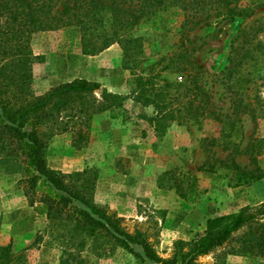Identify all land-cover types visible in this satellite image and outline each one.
I'll use <instances>...</instances> for the list:
<instances>
[{"label": "rangeland", "instance_id": "374dc122", "mask_svg": "<svg viewBox=\"0 0 264 264\" xmlns=\"http://www.w3.org/2000/svg\"><path fill=\"white\" fill-rule=\"evenodd\" d=\"M238 6L253 14L222 16L209 9L204 11L207 23L199 24L186 22L199 11L174 7L164 24L142 22L122 31L123 37L136 39L128 44L129 53L114 42L97 54H84L77 26L36 32L30 40L34 95L83 78L101 84L94 91L96 99H101L103 89L123 96L119 106L95 113L88 126L81 125L88 133L85 146L73 144L76 130L71 121L68 130L48 138L45 157L50 168L65 174L91 169L96 174L94 202L121 217L130 232L141 231L162 259L170 258L179 242L203 236L208 219L264 204V176L236 184L233 171L200 169L206 143L221 158L236 148V161L252 169L244 150L253 136L263 140L258 164L264 171V0H238ZM247 49L252 57L243 56ZM180 51L202 65L210 109L221 120L231 115L228 121L185 117L161 119L159 124L155 103L136 99L143 95L158 103L161 91L159 100L168 109L181 107L186 82L172 68H164ZM232 60L241 66L234 68ZM239 96L255 109L253 135L252 116L235 113ZM230 122L239 126L238 135ZM8 152L0 143V264H60L71 253L75 259L70 258V264H161L141 260L106 237L83 236L70 221L37 213L22 187L29 176L27 163ZM246 231H235L221 247L199 256L197 263L264 264V255L239 250ZM3 247H8L5 258Z\"/></svg>", "mask_w": 264, "mask_h": 264}, {"label": "trees", "instance_id": "16d2710c", "mask_svg": "<svg viewBox=\"0 0 264 264\" xmlns=\"http://www.w3.org/2000/svg\"><path fill=\"white\" fill-rule=\"evenodd\" d=\"M174 7L199 11V16L196 13L188 15L186 22L194 24L207 23L209 15H204V11L209 9H215L216 15L222 16L253 14V10L238 6V0H0V143L9 149L8 153L24 157L29 176L22 187L34 210L54 220L72 222V229L83 236L106 237L141 260L151 259L161 264H199V256L221 247L235 231L247 228L239 250L264 255V204L208 219L203 236L189 243L179 242L180 247L173 255L162 259L156 256L141 231L130 232L121 217L94 202L96 174L91 169L65 174L47 164L45 149L50 136L68 130L67 123L72 121L71 127L76 130L73 144L78 148L85 146L88 133L82 132L81 125L88 126L93 114L119 106L123 96L103 89L101 99H96L94 91L101 84L83 78L60 83L41 95H34L28 65L32 34L77 26L84 54H97L114 42L122 44L129 53L128 44L136 39L123 37L122 31L142 22H150L153 26L164 24ZM250 53L247 49L243 56H251ZM172 56L164 68H172L186 82V99L181 107L168 109L167 104L159 100L163 96L161 91H158V103L143 95L136 99L146 104L155 103L159 124L165 118L188 117L196 122L207 117L221 120L210 109V94L201 82L202 65L187 52L180 51ZM231 62L234 68L242 64L240 61ZM234 104L236 114L248 112L252 116L253 135L257 125L255 109L241 96L234 100ZM230 118L231 115H226L221 121ZM230 123L233 134L238 135L239 126ZM262 142L261 138L252 136L245 147L252 169H246L236 161L239 152L236 148L221 158L211 153L206 143V159L200 169L233 171L236 184L261 179L264 171L258 164V155ZM183 246L187 249L183 250ZM1 250V256L7 257L8 247ZM70 258L75 259L73 253L62 258L60 264H70Z\"/></svg>", "mask_w": 264, "mask_h": 264}]
</instances>
